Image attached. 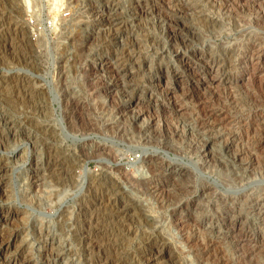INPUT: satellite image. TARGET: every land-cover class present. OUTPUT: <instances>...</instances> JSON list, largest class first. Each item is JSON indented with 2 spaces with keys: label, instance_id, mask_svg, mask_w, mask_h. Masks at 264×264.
<instances>
[{
  "label": "rangeland",
  "instance_id": "obj_1",
  "mask_svg": "<svg viewBox=\"0 0 264 264\" xmlns=\"http://www.w3.org/2000/svg\"><path fill=\"white\" fill-rule=\"evenodd\" d=\"M206 65L219 82L200 90ZM0 117V206L24 211L10 229L24 228L13 246L26 242L30 264H43L46 237L68 252L60 264H264L253 210L256 199L264 210V0H0ZM199 121L235 135L253 172L224 140L203 161L211 131ZM218 211L241 215L261 243L220 222L195 226Z\"/></svg>",
  "mask_w": 264,
  "mask_h": 264
},
{
  "label": "bare ground",
  "instance_id": "obj_2",
  "mask_svg": "<svg viewBox=\"0 0 264 264\" xmlns=\"http://www.w3.org/2000/svg\"><path fill=\"white\" fill-rule=\"evenodd\" d=\"M27 2V1H26ZM234 6V5H233ZM165 7V6H164ZM187 8V7H186ZM185 8V9H186ZM168 10V9H167ZM58 12V11H57ZM169 12V10H168ZM172 12V11H170ZM57 14V13H56ZM169 14V13H168ZM173 14V13H172ZM181 14V13H180ZM174 16H170L168 23H172V18ZM261 18V16H260ZM174 19V18H173ZM175 20V19H174ZM263 21V20H262ZM262 23V22H261ZM174 53V52H173ZM183 56V55H182ZM252 57V56H251ZM262 55L259 54L256 59L259 61L262 59ZM180 59V58H179ZM254 60V59H253ZM252 60V61H253ZM182 62V61H181ZM184 66L186 67V69L190 72H192L194 70L193 67H191L190 65L186 64L184 62ZM252 66V65H251ZM110 69V68H109ZM112 69V68H111ZM206 76L201 77L197 83H195L194 85H196L197 88H199L200 90H204L207 88H212L215 87L217 85V83L219 82V78L215 75V71L213 69L212 66H207L206 65ZM246 70V69H245ZM254 70V69H252ZM261 71V69H260ZM244 72V71H243ZM258 72V71H257ZM247 73V72H246ZM252 73V72H251ZM249 75V74H248ZM252 75V74H251ZM245 77V76H244ZM172 78L174 80L175 83H180L182 80L181 75H179L177 72L172 74ZM242 78V77H241ZM248 79V78H247ZM261 79V78H260ZM246 80V79H245ZM244 79H241L240 82H243ZM248 82V80H247ZM221 83V82H220ZM221 85V84H220ZM158 87V86H157ZM110 88V87H109ZM165 95L168 97V104L170 105V107H172V114L175 116H180L182 115V113L184 111L187 110V105L181 103L182 98H179L176 96V90H174L173 88H169L167 84H165ZM215 89V88H214ZM219 91V90H218ZM212 93H214L212 91ZM182 94V93H181ZM112 95V94H111ZM184 99H191L193 98L191 93H183L181 95ZM203 96V95H202ZM214 97V96H213ZM216 98V97H215ZM198 99V98H197ZM202 100V99H201ZM199 99V101H201ZM201 103V102H200ZM205 103V102H204ZM200 104H198L199 106ZM205 105V104H204ZM207 105V104H206ZM76 106V104H74V107ZM78 106V105H77ZM76 106V107H77ZM189 106V105H188ZM210 106V105H209ZM125 109L128 110V112H131L133 114L134 119L138 122V121H143L146 122V124L149 122L146 119V114L145 112H143L142 110H136V106L129 105L127 106ZM209 110V109H208ZM215 110V109H214ZM212 111L210 112V116H214V117H222L225 116L222 111ZM166 111V110H165ZM207 112V111H206ZM185 113V112H184ZM209 113V112H208ZM79 115V114H78ZM168 115V114H167ZM1 118V117H0ZM203 118V117H202ZM206 118V117H205ZM212 118V117H211ZM227 118V115H226ZM4 119V118H3ZM213 119V118H212ZM147 120V121H146ZM202 120V119H201ZM134 121V120H133ZM197 121V120H196ZM215 121V119L213 120ZM228 121V119H227ZM5 122V121H4ZM225 122V121H224ZM1 123V122H0ZM3 123V121H2ZM217 123V122H216ZM228 123V122H225ZM145 124V123H144ZM150 124V123H149ZM220 124V123H219ZM1 125V124H0ZM60 125V123H59ZM63 125V124H62ZM199 125H200V130H204V129H208L211 131L210 136L207 137V139L204 142V146H203V151H202V158L203 161H207L213 159L214 157H216L215 151L213 149V146L218 142V140H224L225 144H224V148L227 150H233L234 153L231 157V161L238 166L239 168H242V170H244V172H253V164L251 162V160L245 159L244 155L245 153H243L244 151L235 149L236 148V141H237V137L234 135H230L227 134L225 132H221L218 130H215L217 128V125L215 126L214 124L210 123V122H205V121H199ZM227 125V124H226ZM3 126V124H2ZM222 126V125H221ZM230 126V125H229ZM172 127V126H171ZM198 127V126H197ZM216 127V128H215ZM219 127V126H218ZM145 128V127H144ZM225 128V127H224ZM137 129V128H136ZM150 129V128H149ZM148 129V130H149ZM173 133H175V135H178L180 133H182L180 131V129L175 125L173 128ZM229 129V128H228ZM147 130V131H148ZM226 130V128H225ZM25 131V130H24ZM228 131V130H227ZM230 131V130H229ZM146 132V131H145ZM230 133V132H229ZM232 133V132H231ZM152 134V133H151ZM182 136V135H181ZM239 138V137H238ZM192 139V138H191ZM3 140V139H2ZM194 140V139H193ZM76 141V140H75ZM231 154V153H230ZM142 155V154H141ZM140 155V156H141ZM143 157H140V159ZM9 160V159H8ZM8 160H3V161H8ZM139 160V157H138ZM3 161H1L0 159V199L5 200L7 199V192L5 191V188L8 185V180L7 177L5 176L6 172H8V164L3 163ZM143 165V164H142ZM234 165V166H235ZM35 166V165H34ZM42 166V165H41ZM177 171L175 172L176 176H181L184 177L187 172L188 169L186 167H184L183 165H177ZM40 168V167H39ZM36 169L31 171V175L33 174V177H35L36 174ZM61 171V170H60ZM246 175V174H245ZM37 179V178H36ZM35 179V180H36ZM32 180V179H31ZM34 180V181H35ZM146 181V180H145ZM31 183V182H30ZM134 184V183H133ZM204 189V188H203ZM44 190V189H43ZM210 188L206 187L202 193L209 191ZM210 192V191H209ZM45 193V192H44ZM245 198V197H244ZM249 198V197H248ZM247 198V199H248ZM256 199V198H255ZM249 200V199H248ZM252 200V199H251ZM250 200V201H251ZM254 201V205L256 206V209H253L257 215H259L260 217H262L263 221L261 224V228H264V210L262 205H260L261 201L258 199L253 200ZM192 203H194V205L190 206L191 208H187L188 213L190 214H195L197 209H198V205L196 204V200H193ZM125 211V210H124ZM24 211H19L17 209H13L11 210L9 207H2V205L0 206V255H4V258L0 261V264H30L28 257L26 255V242H20L19 246H13L15 241L17 240L18 236L22 233V230H24L23 227H16L15 229L12 228V230L10 229V225L12 224L13 221H16L17 218H19V216L23 213ZM126 213V212H125ZM253 213V212H252ZM237 214V213H236ZM240 214V213H238ZM127 218V217H126ZM194 220V219H193ZM220 222L223 225H227L229 227L228 232L230 234H239L240 236L242 235L243 237H250L252 238V241L254 242V247H256V245L259 243H261L262 239H263V235H261L260 230L258 233L256 234H250V232L248 231V229H245V219L241 216V215H232L231 212H219L215 215V217L213 218H209V217H202L201 219H197L194 221V224H196L195 226L197 227H202L204 224H206L207 222ZM209 224V223H208ZM22 225V224H21ZM20 225V226H21ZM23 226V225H22ZM262 231V230H261ZM263 234V232H262ZM227 235V234H226ZM238 235V236H239ZM82 236V235H81ZM192 237V236H190ZM188 238V237H187ZM187 241H190V239H187ZM186 241V242H187ZM82 243L83 245L85 244V248L88 249H95L97 247L96 242L94 240H89L87 238H83L82 239ZM42 246L39 249L40 252V257L43 261V264H60L62 262V257L67 255L68 252L64 249L59 248L58 246L55 247V243H54V239L50 238V237H46L45 239H43V242L41 244ZM261 248V247H260ZM95 249V250H97ZM254 249V248H253ZM257 249V248H256ZM259 249V248H258ZM94 250V251H95ZM37 254V253H36ZM86 254V253H85ZM92 254V253H91ZM244 255V254H243ZM12 258V259H11ZM64 258V257H63ZM86 261V260H85ZM99 264V263H98ZM102 264H109L107 261H105Z\"/></svg>",
  "mask_w": 264,
  "mask_h": 264
},
{
  "label": "built area",
  "instance_id": "obj_3",
  "mask_svg": "<svg viewBox=\"0 0 264 264\" xmlns=\"http://www.w3.org/2000/svg\"><path fill=\"white\" fill-rule=\"evenodd\" d=\"M54 18H57V17H54ZM45 23V22H44ZM44 25V27H46L47 29H51V28H54V25H55V20H52L51 22H46Z\"/></svg>",
  "mask_w": 264,
  "mask_h": 264
}]
</instances>
